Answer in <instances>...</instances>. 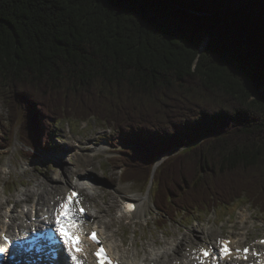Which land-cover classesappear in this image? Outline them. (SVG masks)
<instances>
[{
	"label": "trees",
	"instance_id": "obj_1",
	"mask_svg": "<svg viewBox=\"0 0 264 264\" xmlns=\"http://www.w3.org/2000/svg\"><path fill=\"white\" fill-rule=\"evenodd\" d=\"M0 99L1 150L113 128L160 229L242 199L264 213V0H0Z\"/></svg>",
	"mask_w": 264,
	"mask_h": 264
},
{
	"label": "rangeland",
	"instance_id": "obj_2",
	"mask_svg": "<svg viewBox=\"0 0 264 264\" xmlns=\"http://www.w3.org/2000/svg\"><path fill=\"white\" fill-rule=\"evenodd\" d=\"M7 115H9L7 107L0 99V124L2 120L5 121ZM53 130L55 142L49 144L48 147H40L33 156L26 154L28 148L18 140L11 149L0 150V219H3L2 216L7 209L14 208V212L23 210L24 204L20 200L24 197L28 199L27 202L34 203L33 197H35L34 200L38 199L35 191L39 183L47 185L53 183L52 177H62V181H58V183L66 187L67 183L63 180L66 167L74 168V165L79 163L81 167L92 171L93 175L89 176L90 183L95 185L96 190L99 191V195L93 198H86L85 195H82V203L88 210V216L90 211L107 208L111 198L117 202V206L113 207L110 213H107L106 210L100 214L104 216L101 223L105 222L106 230L111 231L114 234V239L116 238L120 242L121 252L132 248L134 241H137L138 247L142 248L154 240L162 238L173 240L183 234L191 233L193 228L201 230L212 227L216 239L232 237L235 233L241 235L240 239H237L241 240L242 233L247 231V234L244 233L247 235L244 240L246 238L247 241H243V245H252L256 242V238L264 235V213L245 199L239 200L229 207L217 208L211 212L199 213L192 217H180L177 222L170 221L167 224L163 222V228L160 229L157 224L159 225L161 215L153 203L152 191L149 195L148 189L146 192H141L137 186L123 183L121 170L115 169L111 163L110 158L116 154L113 142L117 141L118 143V140H115L116 132L113 128H108L96 119H90L84 123L65 120L60 126L54 124ZM45 137L40 139L41 145H43ZM102 144L107 147L105 146L106 148L101 152L96 151V148ZM62 147L65 151H62L58 159L48 156L49 151L53 152L59 149L61 152ZM77 180L75 176H72L73 187L77 185ZM75 187L77 188V186ZM27 190L33 191L30 197L26 194ZM93 190L95 191V189ZM63 193V191L57 192L54 199L62 198ZM121 195L139 201L138 206L142 198H147L148 195L150 200L140 205L142 209L139 211V218H133L135 213L121 217L123 202ZM46 197L48 201L51 195H46ZM15 204L17 205L15 206ZM27 208L30 209V204ZM246 213L248 218L247 216L243 217ZM243 218L245 220H242ZM86 219L87 216H84L81 221ZM93 221L91 219L90 223ZM18 222L24 223L22 217L19 216ZM14 228L13 226L12 230ZM191 245L193 246L192 243H187V247H191ZM175 260L173 259V261Z\"/></svg>",
	"mask_w": 264,
	"mask_h": 264
},
{
	"label": "bare ground",
	"instance_id": "obj_3",
	"mask_svg": "<svg viewBox=\"0 0 264 264\" xmlns=\"http://www.w3.org/2000/svg\"><path fill=\"white\" fill-rule=\"evenodd\" d=\"M105 148L106 147L104 145H100L99 148L96 149V151L101 152ZM48 153H49L48 154L49 157H55L56 159H58V157H60L61 154L59 149L54 150L53 152L49 151ZM65 171H66L65 177L63 178V180L65 183H67L66 187L65 186L63 187L58 183V181H62V177H52L51 181L53 183H49L47 185L42 183L38 184V187L35 191V195L38 197V199L36 198L37 200L35 199L34 203H31L30 209L27 208L28 206L27 198L25 201L24 199L20 200V202L24 203L23 205L24 209L22 210L21 213L23 214V217L27 219L25 220L27 221V223H30L28 221H31L33 223V224L31 223L29 224L32 228H34L37 224L40 223L41 225L42 224L49 225L51 222L56 220V216L59 214L60 205L66 201L68 194H70L69 190L73 188L72 176H75L78 179L77 181H80L81 179L90 178L89 176L93 175L92 171L88 170L86 167H81L79 163H76L74 165V168L66 167ZM86 184L88 183L85 182V185ZM93 187L95 186L92 184L90 187L88 186L83 189L87 191L85 192L86 198H93L96 197V195H99L98 190L94 192L91 189L89 190V188H93ZM152 188L153 187L151 183L148 188L149 195L152 191ZM62 191L64 192L63 197L55 200L54 198L56 196V193ZM26 194L27 196L30 197L33 194V191L27 190ZM46 195H51V198L48 201L46 200L47 198ZM149 195L147 196V198L146 197L142 198L140 205L150 200ZM124 200L126 199H123V202ZM34 204H38L37 209H35ZM140 205L138 207V210L135 212V216L133 218L140 217L139 211L142 209ZM107 206H108L107 208L105 207L103 209L101 208L99 211H90L89 219L94 218L95 219L94 224L97 225L100 224L99 229L103 234L110 251L120 258L121 264H200V260L196 259V257L200 256V249L206 248L208 244L216 246L217 239L215 237L214 230L212 229V227L208 229L203 228L201 230L197 228H193L192 232L190 231L191 233L183 234L173 240H168L163 238L160 240H154V242L152 241V243H150L148 246H144L142 248H139L137 241H134L132 243V248L130 247L128 250L121 252L120 242L116 240V238L114 239V234L111 231L106 230V223L105 222L101 223L102 218L104 216L100 214L101 212L104 211L106 212V210L107 213L108 212L110 213V211H112V208L117 206L116 200L111 198V201L108 203ZM121 208H122V213L120 215L121 217L134 215V214H128L127 207L123 203L121 205ZM7 216L13 217V219H15L16 221V214L14 212L9 213V211H7L5 217ZM244 216H247L248 218L247 213L244 214ZM0 224H3L2 229H0V233L6 229H10L11 227V225L8 223L0 222ZM16 224L22 225V223H18V222ZM87 226L88 228H86ZM79 227L82 230L87 229L90 231V229H92L91 224L88 225L87 223H83V222L79 224ZM243 241H245L244 237L241 240H237L236 238V240H233L232 245L235 248L245 249L248 247V245L242 246ZM187 243L189 244L192 243L193 246L191 245V247H187ZM249 247L252 249V253L250 254V262L251 264H253L255 263L254 262L255 252L264 254V251L257 250L256 247H260L259 243H256ZM65 257L66 258L63 260L64 264H73V262L68 261V259L71 260V256L69 254H65ZM173 259L176 260L173 261ZM86 264H95V262L92 259L87 258ZM205 264H247V263L246 261H244V254H239V255L230 256L227 259H215L213 257H210L205 262Z\"/></svg>",
	"mask_w": 264,
	"mask_h": 264
},
{
	"label": "snow or ice",
	"instance_id": "obj_4",
	"mask_svg": "<svg viewBox=\"0 0 264 264\" xmlns=\"http://www.w3.org/2000/svg\"><path fill=\"white\" fill-rule=\"evenodd\" d=\"M77 194L75 192H71L69 196L67 197L66 201L60 205L59 214L56 216V230L59 232L60 236L63 239V243L67 248V251L69 255L71 256V259L73 261V264H83V262L78 258V253L81 252L82 245L80 243V239L77 235L72 233L70 231V228L72 227L71 222L65 223L62 217H68L69 214L72 211L71 208V202L73 200V197H75ZM127 207L131 208V205H128ZM83 212V209L80 210ZM5 241L7 242V237H3ZM94 242L99 243V240L97 238V235L95 232L91 234L90 237ZM261 243H264V241H260ZM229 241H219V244L221 247L219 248V257H213V252L210 251L207 248L200 249V256L196 257V259L200 260V264H205V262L210 258L213 257L215 259L220 258H228L232 254V249L228 247ZM5 248L0 246V253L4 252ZM237 254H239L241 251L245 253L244 258H247V253L249 249L245 248L243 250L236 249L235 250ZM97 256L99 264H112V261L107 257L105 249L103 247H100L98 251L95 253Z\"/></svg>",
	"mask_w": 264,
	"mask_h": 264
},
{
	"label": "water",
	"instance_id": "obj_5",
	"mask_svg": "<svg viewBox=\"0 0 264 264\" xmlns=\"http://www.w3.org/2000/svg\"><path fill=\"white\" fill-rule=\"evenodd\" d=\"M209 36L205 39L204 45L208 42Z\"/></svg>",
	"mask_w": 264,
	"mask_h": 264
}]
</instances>
